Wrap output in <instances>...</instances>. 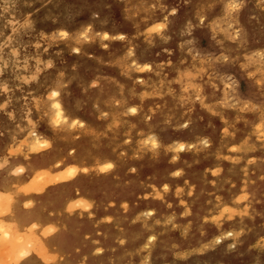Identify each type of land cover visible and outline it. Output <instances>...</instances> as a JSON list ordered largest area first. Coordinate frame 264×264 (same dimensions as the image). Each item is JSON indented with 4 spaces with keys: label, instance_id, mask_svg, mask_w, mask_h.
<instances>
[{
    "label": "rangeland",
    "instance_id": "1",
    "mask_svg": "<svg viewBox=\"0 0 264 264\" xmlns=\"http://www.w3.org/2000/svg\"><path fill=\"white\" fill-rule=\"evenodd\" d=\"M0 200V264H264V0H0Z\"/></svg>",
    "mask_w": 264,
    "mask_h": 264
},
{
    "label": "bare ground",
    "instance_id": "2",
    "mask_svg": "<svg viewBox=\"0 0 264 264\" xmlns=\"http://www.w3.org/2000/svg\"><path fill=\"white\" fill-rule=\"evenodd\" d=\"M26 18H27V17H26ZM12 23H14V22H12ZM1 64H2V63H1ZM2 87H3V86H2ZM4 87H5V86H4ZM53 93H54V95H56V94H57V91L54 90ZM58 97H59V96H58ZM55 99H56V98H55ZM3 104H4V103H3ZM3 104H2V105H3ZM60 104H61V103H60ZM60 104H56V107L58 108V110H59L60 113H61L63 109H62V107L60 106ZM67 115H68V114H67ZM36 138H37V137H36ZM39 141H41V140H39ZM45 141H46V140H45ZM18 145H19V144H18ZM22 145H23V144H22ZM182 147H184V146L182 145ZM27 149H28V148H27ZM13 151H14V150H13ZM27 151H28V150H27ZM13 153H14V152H13ZM58 161H59V160H58ZM73 167H74V166H73ZM39 174H40V173H39ZM39 174L37 173V175H39ZM41 174H42V173H41ZM40 177H41V176H40ZM45 178H46V177H45ZM42 180H43V179H42ZM41 190H42V189H41ZM26 192H27V191H26ZM2 196H3V195H2ZM3 197H4V196H3ZM2 200H4V201H1V200H0L1 203H2V202L6 203V200L8 201V199H5V197H4ZM6 204H7V203H6ZM6 204H5V206L8 207V205H6ZM0 214H1V213H0ZM0 223H2V222L0 221ZM4 224H6V223L4 222ZM4 224H2V225H4ZM10 224H11V223H10ZM0 225H1V224H0ZM220 225H221V227H227V226L229 227V224H220ZM4 226H6V225H4ZM9 226H10V225L6 226V228L8 227V229H9V230H8V229H6V230L10 231V229H11V231H13L12 229H14V227L12 228V226H10V227H11V228H10ZM1 227H2V228H1ZM0 228H1L2 231H3V228H4V227H3V226H0ZM232 230H233V229H230V230H229V233H232ZM2 231L0 232V235L3 234ZM8 231H7V233H8ZM4 232H5V231H4ZM10 233H11V232H10ZM10 233H9V234H10ZM13 233H15V232L13 231ZM20 236H21V235H20ZM4 237H5V236H4ZM8 239H9V238H8ZM0 240H2V239H0ZM1 252H2V251H1ZM19 252H20V251H19ZM52 255H53V254H52ZM53 256H54V255H53ZM7 259H9V258H7ZM0 261H1V260H0ZM0 263H1V262H0Z\"/></svg>",
    "mask_w": 264,
    "mask_h": 264
},
{
    "label": "clouds",
    "instance_id": "3",
    "mask_svg": "<svg viewBox=\"0 0 264 264\" xmlns=\"http://www.w3.org/2000/svg\"><path fill=\"white\" fill-rule=\"evenodd\" d=\"M232 7L238 9L240 7V3H233ZM107 167H109V165ZM228 235L231 236L232 233H228Z\"/></svg>",
    "mask_w": 264,
    "mask_h": 264
},
{
    "label": "snow or ice",
    "instance_id": "4",
    "mask_svg": "<svg viewBox=\"0 0 264 264\" xmlns=\"http://www.w3.org/2000/svg\"><path fill=\"white\" fill-rule=\"evenodd\" d=\"M109 167H111V166L109 165Z\"/></svg>",
    "mask_w": 264,
    "mask_h": 264
}]
</instances>
